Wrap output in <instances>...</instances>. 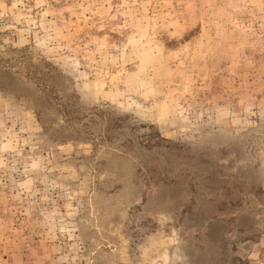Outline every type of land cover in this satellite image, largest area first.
<instances>
[{
    "label": "rangeland",
    "instance_id": "374dc122",
    "mask_svg": "<svg viewBox=\"0 0 264 264\" xmlns=\"http://www.w3.org/2000/svg\"><path fill=\"white\" fill-rule=\"evenodd\" d=\"M0 264H264V0H0Z\"/></svg>",
    "mask_w": 264,
    "mask_h": 264
}]
</instances>
